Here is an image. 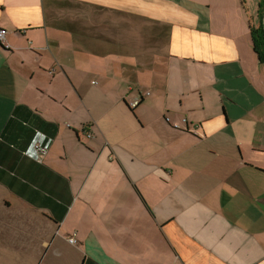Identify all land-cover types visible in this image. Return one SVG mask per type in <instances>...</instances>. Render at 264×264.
<instances>
[{"label": "crops", "instance_id": "crops-1", "mask_svg": "<svg viewBox=\"0 0 264 264\" xmlns=\"http://www.w3.org/2000/svg\"><path fill=\"white\" fill-rule=\"evenodd\" d=\"M258 3L0 0V264H264Z\"/></svg>", "mask_w": 264, "mask_h": 264}, {"label": "trees", "instance_id": "trees-1", "mask_svg": "<svg viewBox=\"0 0 264 264\" xmlns=\"http://www.w3.org/2000/svg\"><path fill=\"white\" fill-rule=\"evenodd\" d=\"M259 24L250 27L253 51L257 55L259 62L264 63V23L262 21L264 14V0L258 3Z\"/></svg>", "mask_w": 264, "mask_h": 264}, {"label": "built area", "instance_id": "built-area-1", "mask_svg": "<svg viewBox=\"0 0 264 264\" xmlns=\"http://www.w3.org/2000/svg\"><path fill=\"white\" fill-rule=\"evenodd\" d=\"M4 34H5V31L4 30H0V40L3 39ZM137 103H138V100H134L133 102L130 103V106L131 107H134ZM87 136H90V134H88ZM34 150L37 153V157L39 159H41L46 154V148L40 146L39 144H35L34 145ZM68 241L70 243H75L76 242V239L73 238V237H69L68 238Z\"/></svg>", "mask_w": 264, "mask_h": 264}, {"label": "water", "instance_id": "water-1", "mask_svg": "<svg viewBox=\"0 0 264 264\" xmlns=\"http://www.w3.org/2000/svg\"><path fill=\"white\" fill-rule=\"evenodd\" d=\"M263 23H264V21H263Z\"/></svg>", "mask_w": 264, "mask_h": 264}]
</instances>
